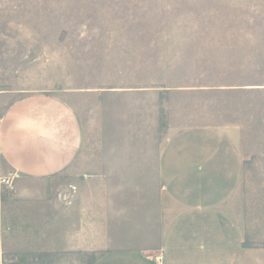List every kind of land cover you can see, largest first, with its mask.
<instances>
[{"label":"crops","instance_id":"0c3cea01","mask_svg":"<svg viewBox=\"0 0 264 264\" xmlns=\"http://www.w3.org/2000/svg\"><path fill=\"white\" fill-rule=\"evenodd\" d=\"M99 91L30 92L0 115V178L16 189L14 202L0 194V264H264L248 246L254 181L235 141L168 127L146 98L167 88ZM92 92L124 96L110 131L89 133L75 106Z\"/></svg>","mask_w":264,"mask_h":264},{"label":"rangeland","instance_id":"374dc122","mask_svg":"<svg viewBox=\"0 0 264 264\" xmlns=\"http://www.w3.org/2000/svg\"><path fill=\"white\" fill-rule=\"evenodd\" d=\"M113 88H167L146 98L162 102L168 127L235 141L254 181L248 246L264 258V0H0V115L30 92ZM96 92L75 101L92 134L124 108V96Z\"/></svg>","mask_w":264,"mask_h":264},{"label":"built area","instance_id":"2783aa9c","mask_svg":"<svg viewBox=\"0 0 264 264\" xmlns=\"http://www.w3.org/2000/svg\"><path fill=\"white\" fill-rule=\"evenodd\" d=\"M0 186L6 187L9 191H12L14 189L12 183H10L9 180L5 178H0ZM59 198H61L62 200L64 199L62 195H60Z\"/></svg>","mask_w":264,"mask_h":264}]
</instances>
